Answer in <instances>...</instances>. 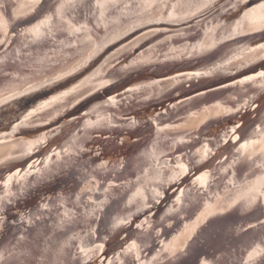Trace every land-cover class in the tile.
<instances>
[{"label":"water","instance_id":"95a60500","mask_svg":"<svg viewBox=\"0 0 264 264\" xmlns=\"http://www.w3.org/2000/svg\"><path fill=\"white\" fill-rule=\"evenodd\" d=\"M239 8L232 9L229 0H217L210 8L194 11V15L175 17L174 20L168 17L157 19L156 16L148 20L147 17L133 26L122 27L114 36L99 39L91 50L87 49L75 57H65L59 63H50L36 79H33L35 71L27 74L30 68L21 66L22 63L30 65L31 52L22 49V46L16 49L15 42L20 36L19 32L37 20L38 16L31 13L12 18L7 39L15 37L0 50V57L8 53L10 57L15 54L20 59L10 58L3 66L4 72L27 77L28 83L38 90L9 105L0 106V132H10L11 125L18 123V118H22L27 111L51 99L54 94L77 85H82L84 98L80 99L77 93L71 105L65 102L59 114L52 113L55 120L74 111L75 115L67 116L66 122L70 117H79L94 107L87 106L89 101L96 99L97 104H101L109 96L121 93L126 88L153 80H159L161 84L147 92L148 99L136 94L135 99H128L116 108L108 106L107 114L114 113L111 126L89 130L77 142L76 155L71 159L65 158L55 163L48 161L47 171L42 169L36 178L28 177L21 181L19 187L10 189L15 195L0 203V264H199L198 258L207 260L208 264H258L259 258L257 261L248 258V252L256 244L251 247L246 245L252 233L248 225H256L259 231L257 220L264 221V197L259 193L256 192V199L246 205L238 201L226 214L229 220L224 225L207 231L203 229L210 214L218 213L221 209H214L213 204H232L226 200V196L234 192L241 175L248 173V168L243 166L247 162L245 154L236 153L238 145H214L224 131L235 123H241L249 133L245 140L253 138L251 131L264 118V91L246 99L248 94H241L246 86H237L233 81L264 70V59L255 56L248 62L244 60L243 64L235 61L223 71L201 76L204 82L199 83L198 88L192 86L201 77L185 79L182 75L205 72L215 64L223 63L224 60L216 57L219 56L216 52L218 47H256L264 43V34L250 32L246 36L223 40L207 53L189 55L193 52L192 46L201 41L215 43L222 39L216 36L208 41L205 39L208 33L205 29L212 22L216 27L229 25L230 18L241 12ZM251 38L256 39L252 44L249 43ZM92 49L97 51L89 60ZM149 49L153 53L144 57L148 63L134 71H120L121 65L142 58ZM197 62L201 65H197ZM259 63L262 66H258ZM113 65L116 66L115 71ZM232 65L235 69L231 68ZM74 68L77 70L72 71ZM99 69L100 75L95 76ZM64 72L71 74L55 80V76ZM94 76L95 79H92ZM81 77L83 80L79 84L77 80ZM172 77L176 79L170 81L168 78ZM48 79L54 82L39 87ZM89 80L91 83H88ZM103 80H112L113 83L100 88ZM28 83L18 80L16 90L24 91ZM186 83L192 89L184 91ZM7 84L8 80L4 79L0 88ZM225 84L229 87L221 88ZM178 86H184V90L175 92ZM210 89L217 91L209 92ZM200 92L205 95L197 97ZM236 93L241 94L235 96L237 100L224 99ZM189 97L193 99L189 100ZM217 103L240 111L222 117H201L204 115L202 109ZM82 105H85L84 108L79 109L78 106ZM189 117L196 120L189 122ZM54 119H50L49 124ZM202 119L204 123H201ZM130 121H135V124L130 126ZM49 124L37 121L35 127L20 130L19 136L24 140H35L43 134L33 135L31 129ZM67 124L57 135L47 139L42 147L45 151L41 154L33 152L30 156L6 162L3 175L7 177L16 169L24 170L29 165L40 168L35 161L44 160L53 150L58 151L75 131L77 121L72 125ZM169 125L181 127L178 131H172L167 127ZM181 138L186 143H174ZM4 140L0 136V144ZM8 141L13 140L8 138ZM205 142L212 147V155L193 167V159L199 157L194 158L190 153ZM19 155L17 150L7 151L0 154V159ZM235 161L237 164H234ZM104 162H107L105 167H97ZM175 163L187 165L190 174L173 181L171 177L180 171L175 168ZM230 164L233 167L229 168ZM204 172L211 173L209 184L204 187L198 183L194 185L192 181L195 176ZM105 187H109L108 192L103 190ZM260 189L264 192V184ZM137 190L144 193L145 199L139 200L136 205H128V200ZM180 190L184 194L181 203L177 204L176 196ZM156 193L162 195L156 196ZM45 203L48 208L42 207ZM137 208L142 210L137 212ZM169 208L178 211L169 213ZM119 218L128 219L129 222L114 228ZM136 225L141 227L137 228ZM133 240L138 247L132 253H126ZM97 245L102 247L97 248Z\"/></svg>","mask_w":264,"mask_h":264},{"label":"snow or ice","instance_id":"6c2138e0","mask_svg":"<svg viewBox=\"0 0 264 264\" xmlns=\"http://www.w3.org/2000/svg\"><path fill=\"white\" fill-rule=\"evenodd\" d=\"M156 0H144V7H151ZM251 0H229L230 7L232 9H236L240 5H244V7H248ZM48 3V0H33V4L36 6L37 10H42L45 4ZM56 3L59 5L58 7L53 6V10L51 14L44 16L39 20L38 23L25 29L24 33H21L24 36L25 40H28L31 44H37V42L54 43L59 46L61 49H69L72 50V55L75 57L76 55L81 54V51H87L88 48L91 47L93 43V38L91 35H88L89 29L87 24H81L77 26L73 24L71 20H66L65 15L69 9H75L76 7H87L89 12L94 18H97L98 21L104 17L105 12L108 8L116 6V0H96L95 5L93 6L92 0H56ZM215 3V0H187L186 3H181V0H177L175 5L167 3V0H159V3L156 4V7L159 8L161 5L167 6L169 8H182V7H196V11H202L204 8H210ZM3 5L0 4V8ZM127 7V5H124ZM241 11H244L241 8ZM264 13V0H259L256 7L248 8L247 11H244L243 17L236 21L233 25H227L222 30L227 32L228 34L223 36L222 39H218L215 43H208L206 41H201L197 45H193V52L189 53V55H201L202 53H207L211 49L215 48L217 44L222 43L223 40H232L236 36H246L250 32H260L264 34V24H261L259 27L254 26L253 20L254 18ZM194 12H190L188 15H194ZM168 19L174 20L175 16L171 13L168 16ZM264 19V16H262ZM12 20L10 17H6L3 11H0V37H8L10 35V26ZM100 23L98 22L95 27H99ZM218 27H220L218 25ZM211 31V30H210ZM57 33L64 35L66 37H70L71 39L68 42L65 39H57ZM15 34V33H11ZM99 39V37H97ZM10 43L8 39L0 38V50L7 46ZM79 45L80 47H77ZM22 47L27 48L28 44L22 42ZM19 51V50H17ZM54 52L55 49H52ZM96 49H92L91 54L88 55V59H92V57L96 54ZM240 52L244 53H252L257 56L259 59H264V43L257 45L256 47H247L244 46L239 49ZM19 60L20 57L15 54L10 57L8 53H5L3 57H0V83H3L4 79L8 80V84L5 87L0 88V106L9 105L12 101H18L20 97L27 96L33 92H36L38 88L33 87L31 83H28L27 77L16 73H5L3 66L10 59ZM246 57H242L236 54H233L231 58L224 59L223 63L215 64L212 68L205 72H195L182 74L185 79H192L193 77H201V76H211L213 72L223 71L227 65L233 64L235 61H240L242 64L244 63ZM250 59V58H249ZM87 61H85L86 63ZM149 61L145 58H137L134 59L129 64H123L120 67V71H134L139 66L148 63ZM51 63V57H45L43 59L33 60V64L39 65V67L33 73V79L41 76V73L44 68H46ZM59 63V61H57ZM119 63V61L117 62ZM15 66V65H13ZM23 67H31V65H24ZM113 70H116V66L113 65ZM77 69H73L72 71H76ZM54 71V70H53ZM69 72H64L62 75L55 76V80H61L64 77L70 75ZM100 73L97 72L95 76H99ZM95 76L92 79H95ZM170 81L175 80V77L168 78ZM22 81L24 83H28V87L24 89V91H17V81ZM54 81L52 79H48L46 83L39 84V87H45L50 85ZM91 83V80L88 81ZM112 80H103L100 83V88H104L109 84H112ZM161 81L153 80L150 83L139 84L131 88L124 89L123 92L117 93L116 95L109 96L107 100L103 101L101 104H97L94 107L90 108L87 112L81 113L79 117H73V120L77 121L75 131L72 132L69 139L65 142V145L62 146L58 151L53 150L44 160L35 161V164H39L40 168H36L34 165H29L27 169L21 170L16 169V171L11 172L7 177L3 175V171L6 167V162L21 159L25 156H30L33 152H38L40 148L43 147L45 142L50 136L57 135L61 129L58 128H49V131L36 138L35 140H24L19 136L20 130L29 127H35L36 122L39 121L43 124H49L50 119H54L52 116L53 112H57L59 114V109L62 108L67 102V104L71 105L72 99L76 98V94L78 93L80 99L84 98V93L81 91L82 85H77L74 88L69 89L68 91L60 93L58 96H53L49 100H45L40 103L38 106L33 107L31 110L27 111L26 114L23 115L22 118H18V123L11 125L10 132H0V136L5 138L4 143L7 144L8 138H12L13 144L12 146L16 148L19 152V156H5L4 159H0V203L6 201L10 196L15 195V193L11 192L10 189L12 187H19L21 185V181H25L28 177L36 178L41 172V170L47 171L48 169V161H52L55 163L57 160H63L65 158L71 159L74 155H76V147L77 142L85 137V134L91 129H97L100 127H108L112 125L113 115L107 114L108 106L112 108H116L121 105L122 102L128 99H135L136 94H140L144 99H148L147 92L152 89L154 86H159ZM233 84L237 86H246L244 87V91H247L248 88H257L261 91H264V71H260L254 75H249L244 77L241 80L233 81ZM229 85H221V88H228ZM96 90L95 87L92 89ZM216 89H210L209 92H215ZM91 95V92H89ZM205 93L200 92L197 93V97L203 96ZM71 97V99H68ZM189 100H192L193 97H189ZM230 100H235L236 97H229ZM79 103V100H77ZM247 103V101H246ZM175 107V106H173ZM243 107V105L241 106ZM201 111L208 113L211 112L215 117L228 116L234 112H239L240 109L235 107H223L220 103L210 105L207 108L202 109ZM191 115H196L192 113ZM207 119V117H205ZM130 126L135 124V121H130ZM201 123H204V120H201ZM172 131H178L181 127L180 125H169L167 126ZM164 129H160L163 131ZM249 133L245 130L241 123H235L231 128H227L224 131L222 137H220L216 143L215 147H219L221 143L225 145H232L236 147L237 154H245V158L252 160L253 155H255L256 160H259L260 163L256 164V160H252V164L254 167L258 169H264V147H260L259 151H256L257 146L264 144V118L261 119L260 125L255 127L250 135L253 138L245 140V136H248ZM174 143L184 144L186 141L181 138L178 141H174ZM212 147H209V142H205L201 147H197L195 152H191L190 155L192 157H199L198 159H193L192 166L194 167L196 164H201L203 161L208 160L212 155ZM179 159V157L177 158ZM107 165V162L104 164L97 165L98 168H103ZM232 165H229V168ZM175 168L180 171L177 172L175 176H172L171 179L173 181L179 180L181 176L189 175L190 169L184 163H175ZM227 171V169H225ZM211 173L204 172L202 175L195 176L192 183L196 185L199 184L200 187L207 186L209 184V176ZM95 179V178H93ZM264 180V178H262ZM231 183V181H229ZM112 187V186H110ZM105 192L109 191V187H105L103 189ZM83 191V190H82ZM255 191L259 192V195L264 197V192H260L259 189ZM183 190H180V194L176 196V203H181V196L183 195ZM156 196L162 195V193H156ZM155 198V197H154ZM145 199L144 193L141 190H137L131 199L128 200V205H136L139 200ZM256 196L253 195L251 200L254 201ZM103 203V202H101ZM159 203V201H157ZM237 202L233 201L232 204L222 206L218 213L210 214V218L207 221V224L204 226V231H207L209 228H215L216 226L224 225L228 222L229 216L226 215L230 213L233 209L234 205ZM43 208H48V204L45 203L42 205ZM144 207H151V205H144ZM142 209L137 208V212ZM176 208H169V213L177 212ZM67 216L68 213H65ZM203 215V214H202ZM163 219V217H162ZM128 219L119 218L116 220V223L113 227H120L122 225L128 224ZM203 223V222H202ZM259 225V231L256 230L257 226L249 224L248 228L252 229V233L249 236V243L246 247H251L252 244H256L255 248H252V251L248 252V258L252 261H257L259 258L258 264H264V221L257 220ZM137 228H140L141 225H136ZM243 231V229H242ZM248 235V233H245ZM258 241V242H257ZM102 247V245H97V248ZM138 247L135 240L128 246L126 253H132ZM84 251V249H81ZM88 251H91L89 249ZM167 251V249H165ZM87 254V253H85ZM155 259V257H153ZM199 264H208L207 260L199 259Z\"/></svg>","mask_w":264,"mask_h":264},{"label":"bare ground","instance_id":"6f19581e","mask_svg":"<svg viewBox=\"0 0 264 264\" xmlns=\"http://www.w3.org/2000/svg\"><path fill=\"white\" fill-rule=\"evenodd\" d=\"M216 1L217 0H215V2ZM60 2H63V0H60ZM95 2H96V0H92L93 6L95 5ZM186 2H187V0H181V3H186ZM205 2H206V0H205ZM232 2H235V0H232ZM253 2H255V3L250 4ZM258 2H259V0L258 1L251 0L248 7H244V5H240L239 10H241V8H243L244 11H247L248 8L256 7ZM157 3H159V0H156V2L153 3L151 7L145 8L143 6L144 0H116V6L115 7L110 6L108 8V10L105 12L104 17L101 18V20H99V21L97 18H94L91 15V13L89 12L87 7L81 6V7H76L75 9H69L66 12L65 19L71 20L72 23L76 24L77 26H79L81 24H87L88 25V29H89L88 35H91L93 38V43L91 44V47H90V48H92V47H94V45H96L98 43L99 39L105 40L112 35L114 36L119 30L122 29V27L124 28V27H128L130 25L133 26L137 23L142 22V20H144L147 17H148V20H149V18L154 19L155 16L157 19H167L165 17H168L170 13L172 15H174L175 17H182V16L184 17V16H187L190 12L196 11L195 6L182 7V8H169L167 6L161 5L159 8H157L156 7ZM167 3L175 5L177 3V0H167ZM0 4L3 5V7L0 8V11H3L5 13V16L10 17L11 20H12V18H16L19 16L31 14V13H36V16H38L37 20L33 21L31 23V25L24 27V29L19 32L20 36L15 42V48L16 49H19L18 47L22 46V42L25 44H28V47L26 49H28V52H31L30 53L31 54L30 55L31 56V62H30L31 67H29L30 69L28 70L27 74L32 73L33 71H35L39 67V65L33 64L34 59L35 60L43 59L47 56V57H51V63H53L54 61H62L65 59V57H72L73 56L72 50L61 49L59 46H57L54 43L45 44L44 42H37V44H31L28 40H25L24 36L21 35V33H24L25 29L32 27L33 25L38 23L39 20L42 19L44 16L51 14V11L53 10V6H56V7L59 6L56 3V0H48V3L45 4V6L42 10L36 9V6L33 4V0H0ZM124 5H127V7H124ZM244 11H241L240 13L238 12L239 14H236L233 18H230L231 20H230L229 25H233V24H235L236 21H239L243 17ZM262 16H264V13L259 14L254 18V20H253L254 26L259 27L261 24H264V19H262ZM98 22L100 23V26L95 27ZM210 27H214L215 29H213V30L210 29L211 30L210 31L209 30ZM223 28H224V26L223 27L222 26L216 27V25H213V22H212V24L209 25L205 29L206 33L208 31L205 39H207L209 41L210 37L215 38L216 36H218L219 38H222L223 36L227 35L228 33L222 30ZM216 29H218V30H216ZM14 37L13 36L10 37L11 42H12ZM97 37H99V39H97ZM0 38L7 39V37H0ZM56 38L57 39H65L66 42H68V40L71 39L70 37H66L64 35H61L60 33H57ZM255 41H256L255 38H251L249 40V43L252 44ZM77 47H80V46L77 45ZM23 48L24 47H22V49ZM90 48H88V49H90ZM52 49H55V51L53 52ZM239 49H240L239 46L233 47V45L232 46H221L220 48L218 47L216 52L219 56H216V57L218 59L220 57L221 60H224L227 57L230 56V58H231V56L233 54H236V55H240L242 57H246L245 60H247V62L252 60L255 57V55H253L252 53L240 52ZM81 52H83V50ZM152 53H153V50L149 49V50H147V52H145L142 55V58L149 57V56H151ZM197 65H201V63L197 62ZM257 65L262 66L261 63H259ZM181 68H183V66ZM231 68L235 69L233 65L231 66ZM97 71L99 72L100 69ZM260 71H264V70H262V69L257 70V73ZM86 77H88V75ZM86 77H84V78H86ZM196 78H198V77H196ZM82 80H83V78L81 77L80 79L77 80V82L80 84ZM201 82H204V79L202 77H201V80L197 79L194 83L195 85H193L192 87L193 88L194 87H196V88L200 87L198 84ZM184 86H186L185 87L186 90L183 89ZM184 86H182V87L178 86V88L176 89L175 92H178L180 90L187 91L189 89H192L191 85H189L188 83H186ZM260 91L261 90L259 89V87L250 88V90H248L246 93L244 90H242L241 94H244V95L248 94L246 99H250L255 93H258ZM60 93H62V92H58V93L54 94L53 96H58ZM241 94L236 93V95H234V96H241ZM226 98L228 101L229 96L224 97V99H226ZM237 99L238 98H236L235 100H237ZM229 102H231V101H229ZM97 103H98V101L96 99L93 101L91 100L88 102L87 106L88 107L95 106V105H97ZM90 104H94V105H90ZM84 106L85 105L78 106V108L81 109V108H84ZM75 112L76 111H74L73 113L64 115L62 118H60L58 120L54 119L49 124V125H51L52 123H54L50 127L51 128H58L59 127L62 131V129H64L63 127L66 126L67 123L70 125L74 124L76 121L73 120V117H70L67 122H66V120L68 118L67 116H71L72 114L75 115L74 114ZM202 113L204 114V115H201L202 118L210 117V116L214 115L211 112H208V113L202 112ZM195 120L196 119L190 118V120L188 119L187 121L193 122ZM49 125H47V126H49ZM47 126L46 127H37V128L31 129V133H33V135H42V134L44 135L49 131L50 127H47ZM35 131H38V132H35ZM12 144H13V141H8L7 144L1 143L0 144V154L7 152V151L11 152L12 150H16V148H14L12 146ZM260 147H264V144L257 146V148H256L257 152L259 151ZM44 151H45V148H40V150L36 153L41 154ZM246 160H247L246 165L243 163V166L246 169L248 168V173L241 175L240 183H238L237 186L234 188V192L229 194L228 196H226V200H228V202L229 201L230 202L240 201L246 205L247 203L252 202L251 197L253 195L256 196V192H257V191H255L256 189H259V191L261 192L260 186L262 184H264V180H262V178H264V169H258V168L253 166L252 160H256L255 155H253L252 160H249V159H246ZM259 163H260V161L256 160V164H259ZM234 164H237V162L235 161ZM257 193H259V192H257ZM213 205H214L213 208L216 210L220 209L222 206H224L223 202H216Z\"/></svg>","mask_w":264,"mask_h":264}]
</instances>
